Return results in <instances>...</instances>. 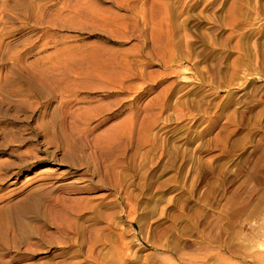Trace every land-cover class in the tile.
<instances>
[{"label":"rangeland","instance_id":"374dc122","mask_svg":"<svg viewBox=\"0 0 264 264\" xmlns=\"http://www.w3.org/2000/svg\"><path fill=\"white\" fill-rule=\"evenodd\" d=\"M0 221V264H264V0H0Z\"/></svg>","mask_w":264,"mask_h":264},{"label":"bare ground","instance_id":"6f19581e","mask_svg":"<svg viewBox=\"0 0 264 264\" xmlns=\"http://www.w3.org/2000/svg\"><path fill=\"white\" fill-rule=\"evenodd\" d=\"M162 107V106H161ZM165 108H163V110H164ZM157 116H158V114H157ZM155 122H157V121H155ZM154 124V123H153ZM148 127V126H147ZM152 128H153V125H150L148 128H146V130H145V132L147 133V135L149 134V132L152 130ZM127 137V136H126ZM178 150V149H177ZM93 159V158H92ZM94 162V161H93ZM111 167V166H110ZM96 168V167H95ZM114 168V167H113ZM101 169V168H100ZM107 169V168H106ZM112 169V168H111ZM115 169V168H114ZM113 169V170H114ZM117 170V169H116ZM106 171V170H105ZM107 171H109V170H107ZM115 171V170H114ZM103 172V171H102ZM46 173H50V171H48V169H44V171H42L39 175H43V174H46ZM95 174L97 173V171H96V169H95V172H94ZM99 173H101V172H99ZM110 173H112V172H110ZM118 174H119V172H117ZM108 174H109V172H108ZM115 173L113 172V176H117V175H114ZM121 174V173H120ZM101 176V175H100ZM109 176V175H108ZM107 176V177H108ZM104 177V176H103ZM101 179H102V177H101ZM109 179V178H108ZM121 179V177L119 178V179H117V180H120ZM112 181V180H111ZM108 182L107 181V183L106 182H104V180L102 179V180H100L99 181V184L100 185H109V187L108 188H112V189H109L111 192H116V190H117V188H122V189H124L123 188V186H122V184L123 183H121L120 181L119 182H117L116 180V182L115 181H112V182ZM78 182V181H77ZM77 182L76 181H72V182H70V183H68L69 184V186L70 185H76L77 184ZM67 184V183H66ZM86 187V186H85ZM89 187V186H88ZM91 187V186H90ZM70 188H71V186H70ZM84 188V187H83ZM87 188V187H86ZM108 188H107V190H108ZM92 189V188H91ZM41 191H43V190H41ZM40 192V191H39ZM43 192H45V191H43ZM45 195H47V193L45 194V193H39L37 196H35V197H31V199H28V201H25L24 203H23V205L21 206L22 208H23V210L24 211H30V212H33L35 215H36V217L37 218H41V217H43L42 216V212H41V210L42 209H40V207H41V203L43 202V199L45 198ZM57 201H59V200H56V202ZM58 203V202H57ZM56 203H54L53 205H55ZM57 205H59V204H57ZM75 208H72V210H70V213H74V214H78V213H80V212H83V208H82V206H74ZM63 209H65L64 207H63ZM69 212H65L64 213V215L67 217V216H69V215H71ZM4 216V215H3ZM7 217V216H6ZM21 217V216H20ZM115 217V216H114ZM96 218V217H95ZM113 218V217H112ZM21 219V218H20ZM22 219H23V217H22ZM41 220V219H40ZM1 223H3L2 221H0ZM14 222H16V230H17V237H22L23 236V233H26L27 232V230L29 229V227L27 226V224L25 225V221H24V223H23V221H22V223H21V221L20 220H15ZM27 223V222H26ZM29 225V224H28ZM5 226V223H3V224H1L0 225V228H2V227H4ZM69 227V226H68ZM71 227H73V226H71ZM70 227V228H71ZM109 227V226H108ZM28 228V229H27ZM69 229V228H68ZM94 230V229H93ZM66 231V233H71L70 231H67V230H65ZM65 231H64V233H65ZM76 232H75V234H77V236H79V240L80 241H78V250H77V256H81V252H82V250H83V246H84V241L83 240H81L80 238H82V236H84L83 234H81L82 233V231L81 230H78V228L75 230ZM4 235H5V233L3 234V237H4ZM2 236V235H1ZM2 237V238H3ZM16 237V238H17ZM3 243H4V245L5 246H8L9 245V243H6V241H4L3 240ZM91 244H92V242H91ZM94 245V244H93ZM92 246V245H91ZM96 246V245H95ZM93 247V246H92ZM126 249H127V247H126ZM91 252V251H90ZM102 253V252H101ZM83 257V256H82ZM86 258V257H85ZM89 258H92V257H89ZM93 259V258H92ZM91 259V260H92ZM88 261V260H87Z\"/></svg>","mask_w":264,"mask_h":264}]
</instances>
